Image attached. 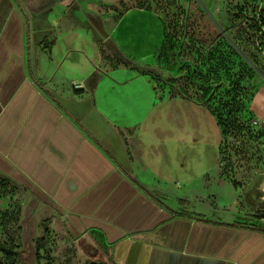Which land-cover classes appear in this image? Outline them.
<instances>
[{"label": "crops", "instance_id": "0c3cea01", "mask_svg": "<svg viewBox=\"0 0 264 264\" xmlns=\"http://www.w3.org/2000/svg\"><path fill=\"white\" fill-rule=\"evenodd\" d=\"M100 1L0 0V174L113 264H264V231L219 176L215 117L160 89L155 58L119 60V20L149 9L112 18Z\"/></svg>", "mask_w": 264, "mask_h": 264}, {"label": "rangeland", "instance_id": "374dc122", "mask_svg": "<svg viewBox=\"0 0 264 264\" xmlns=\"http://www.w3.org/2000/svg\"><path fill=\"white\" fill-rule=\"evenodd\" d=\"M100 2L112 18L131 7L153 11L119 20L121 56L155 58L144 69L160 89L197 100L219 121V176L235 186L246 223L264 228V0ZM0 244V264H96L109 253L92 232L72 233L57 209L2 174Z\"/></svg>", "mask_w": 264, "mask_h": 264}, {"label": "trees", "instance_id": "16d2710c", "mask_svg": "<svg viewBox=\"0 0 264 264\" xmlns=\"http://www.w3.org/2000/svg\"><path fill=\"white\" fill-rule=\"evenodd\" d=\"M164 31H165V28H164ZM162 47H164V45H162ZM161 47V48H162ZM164 49V48H163ZM119 56H121V55H119ZM119 60L120 61H122V62H124V63H126V60L121 56L120 58H119ZM217 120V119H216ZM217 124H218V126H219V121L217 120ZM221 135H222V131H221ZM220 146H221V144H220ZM233 225H238L239 226V224H237V223H234ZM250 228H252V229H257L256 227H254V226H252V227H250ZM259 229V228H258ZM260 230H262V231H264V228H260ZM5 246L3 245V244H0V248H2L3 250H5L6 251V249L4 248ZM104 257H105V260L103 261V262H99V263H96V264H113V262H112V257H111V255L110 254H108V253H105L104 254Z\"/></svg>", "mask_w": 264, "mask_h": 264}]
</instances>
